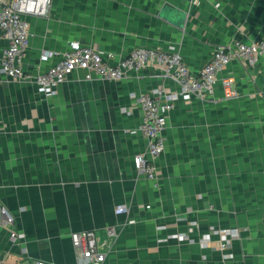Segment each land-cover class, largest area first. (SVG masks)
Instances as JSON below:
<instances>
[{
  "label": "crops",
  "instance_id": "crops-1",
  "mask_svg": "<svg viewBox=\"0 0 264 264\" xmlns=\"http://www.w3.org/2000/svg\"><path fill=\"white\" fill-rule=\"evenodd\" d=\"M27 22L32 77L74 43L110 65L135 49L173 52L196 72L217 46L264 39V0H52ZM43 50L58 55L43 60ZM224 77L236 98L222 99ZM178 90L160 65L119 81L73 72L51 97L0 70L5 262L77 264L70 235L91 230L103 264H264V57L230 61L213 101L175 103L154 186L133 166L147 147L136 97Z\"/></svg>",
  "mask_w": 264,
  "mask_h": 264
},
{
  "label": "built area",
  "instance_id": "built-area-1",
  "mask_svg": "<svg viewBox=\"0 0 264 264\" xmlns=\"http://www.w3.org/2000/svg\"><path fill=\"white\" fill-rule=\"evenodd\" d=\"M52 0H0V70L11 80L32 79L38 90L45 96L54 95L56 88L66 81L73 72H83V79L94 76L108 81H119L129 76L133 71H140L153 65L164 68L165 75L174 80L179 90L159 97L150 94H140L136 97L138 107L142 112L138 131L147 140L144 153L133 157V166L139 175L158 185L156 169L151 162L164 150L163 132L167 125L168 115L175 103L188 101L192 98L213 101V93L217 76L233 59L242 60L249 66H254L260 57H264V39L243 43L235 41L230 45L215 47L210 60L198 71L193 72L183 62L181 57L173 52L160 49H135L114 65L107 62L104 54L90 46L74 43L68 51L60 55L59 61L48 67L43 73L29 76L23 70L22 60L29 45V24L27 17H47ZM4 43V44H3ZM58 54L43 50L40 58L46 60ZM222 99L230 100L237 97L233 87V79H220ZM118 212L127 211L118 207ZM13 217L6 213L0 205V223L10 225ZM14 239L16 235L11 233ZM72 247L76 253L77 264H103L106 251L98 243L94 231L74 232L70 235ZM0 264H8L0 256ZM31 264H51L35 260Z\"/></svg>",
  "mask_w": 264,
  "mask_h": 264
}]
</instances>
